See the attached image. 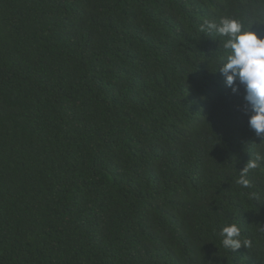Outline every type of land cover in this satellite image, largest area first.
Wrapping results in <instances>:
<instances>
[{
	"label": "trees",
	"instance_id": "obj_1",
	"mask_svg": "<svg viewBox=\"0 0 264 264\" xmlns=\"http://www.w3.org/2000/svg\"><path fill=\"white\" fill-rule=\"evenodd\" d=\"M222 17L264 37V0H0V264H264Z\"/></svg>",
	"mask_w": 264,
	"mask_h": 264
},
{
	"label": "clouds",
	"instance_id": "obj_2",
	"mask_svg": "<svg viewBox=\"0 0 264 264\" xmlns=\"http://www.w3.org/2000/svg\"><path fill=\"white\" fill-rule=\"evenodd\" d=\"M199 30L202 33L214 32L224 38L222 48L227 55L216 72L219 71L224 77L225 87L233 95L238 94L243 86V104L238 110L248 116V126L258 137L264 135V37H258L238 19L231 17H222L219 23L206 20ZM261 167H264V151L256 152L254 158L247 162L239 172L236 183L250 188L248 172ZM218 235L221 246L230 252L251 247L252 244L249 239L242 238L241 229L236 223L225 224Z\"/></svg>",
	"mask_w": 264,
	"mask_h": 264
}]
</instances>
